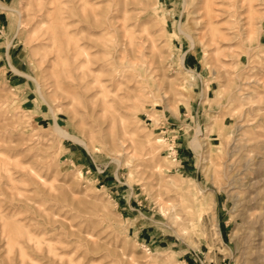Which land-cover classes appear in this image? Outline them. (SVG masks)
<instances>
[{
  "label": "rangeland",
  "instance_id": "obj_1",
  "mask_svg": "<svg viewBox=\"0 0 264 264\" xmlns=\"http://www.w3.org/2000/svg\"><path fill=\"white\" fill-rule=\"evenodd\" d=\"M0 3V264H264V0Z\"/></svg>",
  "mask_w": 264,
  "mask_h": 264
},
{
  "label": "bare ground",
  "instance_id": "obj_2",
  "mask_svg": "<svg viewBox=\"0 0 264 264\" xmlns=\"http://www.w3.org/2000/svg\"><path fill=\"white\" fill-rule=\"evenodd\" d=\"M3 4V3H2ZM1 3H0V6H3V7H5V9H6V6L5 5H2ZM10 8V7H9ZM15 10V9H14ZM18 12H20V14H21V11H18ZM39 83V82H38ZM40 86V85H39ZM42 96L44 97V95L42 94ZM54 127H55V129L54 130H56L57 131V133H59V134H61V135H63V136H65V137H69V138H72L73 140H75L76 142H80V143H82L83 145H85L86 146V148H90V146H89V142L87 141V139H82V138H80V137H77V136H74V135H72L70 132H68V130H65L64 128H63V126L58 122V120L55 118V123H54ZM199 133H200V129H198L197 130V135H196V137L194 138V140H193V146L195 147V148H197V149H200L201 148V143H200V141H199V137H198V135H199ZM258 238V237H257ZM260 238V237H259Z\"/></svg>",
  "mask_w": 264,
  "mask_h": 264
}]
</instances>
